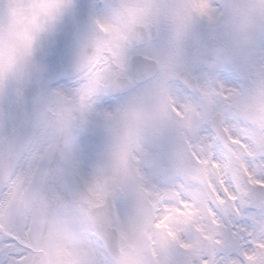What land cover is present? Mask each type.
<instances>
[{
	"label": "rangeland",
	"instance_id": "rangeland-1",
	"mask_svg": "<svg viewBox=\"0 0 264 264\" xmlns=\"http://www.w3.org/2000/svg\"><path fill=\"white\" fill-rule=\"evenodd\" d=\"M136 1L132 7L131 0H123L130 12L133 10L134 16L138 17L141 11ZM213 1L191 0L207 5L214 15L218 7L211 8ZM110 2L103 0L98 6L100 18L107 17L104 8ZM189 2L172 0L170 3L172 8L181 12L186 11L185 5ZM220 6L222 16L223 4ZM251 15V34L245 38L244 35L236 36L239 43L244 39L247 41L240 47L237 45L236 52L231 51L232 46L228 53L205 54L202 63L200 57L183 56V61H188V67L197 77L199 94L189 93L182 87L171 76L170 68L163 70L165 75L156 81L157 91L160 92L161 85L158 81H164L171 101H187L188 115L160 116L156 120L149 167L135 173L134 181L115 186L116 193L120 192L114 203L115 209L132 210L137 215V234L141 244H146L152 234L157 245L165 243L174 263L183 259V262L180 260L183 264H240L239 257L231 253L244 251L241 233L248 235L254 244L264 241V205L250 210L237 174V164H240L251 182L264 184V0H251ZM230 25L226 23L225 26ZM222 82L227 89V97L223 94ZM67 83H62L55 94L63 96L65 90L66 96L69 92L81 94L77 90L79 83L73 89H69ZM52 107L55 112L54 103ZM217 110L222 112L223 123L235 139L231 149L219 147L209 132L206 119ZM182 112L181 109L180 114ZM169 113L174 114L171 110ZM54 120L55 116H52L43 136L34 139L17 162L15 169L21 175L0 209L2 224L9 223L13 216L20 223L18 203L27 195L26 191L21 192L20 187L32 165L29 184L43 175V168H40L45 155L43 146L47 137L57 133L50 130ZM73 172L83 177L92 176L90 168L79 163L77 171L73 169ZM216 180L223 183L233 198V210H225ZM161 216L166 219L157 228L156 221ZM249 223L251 227H248ZM248 251L256 253L251 264H264V253L259 248Z\"/></svg>",
	"mask_w": 264,
	"mask_h": 264
},
{
	"label": "flooded vegetation",
	"instance_id": "flooded-vegetation-1",
	"mask_svg": "<svg viewBox=\"0 0 264 264\" xmlns=\"http://www.w3.org/2000/svg\"><path fill=\"white\" fill-rule=\"evenodd\" d=\"M131 1L133 7L136 0ZM144 2L146 8L140 18L134 16L133 10L130 12L123 0H111L109 5L104 3V11L108 14L105 19L115 20L128 30L141 24L150 32L153 26V34L146 41L134 45L143 46L148 55L158 61L159 71L162 62L169 61L168 57L172 60L170 67L173 66L176 73L187 66L188 61H183V52L213 54L221 50L229 51L237 32L244 36L250 33L251 0H214V7L211 8L218 9L214 11L211 19L207 16L189 18L183 10L179 16H171L168 14L170 0H143ZM140 3L143 4L140 0L136 1V5L140 6ZM220 3L224 8L222 16ZM241 6L242 15L235 10ZM123 10L127 11L126 16H122ZM226 23L231 25L227 27ZM172 44L174 46L171 47ZM157 74L151 77L150 87L140 94L141 103L157 104L161 93L172 100L168 96V86H165L164 81H158L161 85L160 92L157 91ZM76 78H71L72 83L67 84L69 89H72L74 82H79ZM179 84L183 87L182 83ZM80 95L69 92L67 99L60 95L56 97L57 110L50 130L57 134L42 159L40 168H43V175L35 178L30 192L18 203L21 210L20 223L26 224L29 215L34 219L29 228L36 249L35 264H183V259L173 262L165 243H160L157 247L154 240L141 244L137 234V215L132 210L114 209L111 226L116 229L119 238L115 257L105 251L102 242L93 234L95 223L104 221L98 216L99 213L101 215L103 211L107 212L98 206L104 200L106 203L107 197H111L115 203V197L119 194L112 186L134 181L135 173L121 174L113 178L105 158L97 156L94 149L77 151L75 129L82 118ZM181 101L184 111V100ZM168 110L165 106L162 116H186L185 112L176 115L170 114ZM155 135L156 121L149 135L150 151L153 149ZM55 156L56 164L49 173V163ZM78 163L82 167L90 168L92 176L75 175L73 169L78 167ZM92 209L96 214L94 217L89 214Z\"/></svg>",
	"mask_w": 264,
	"mask_h": 264
},
{
	"label": "snow or ice",
	"instance_id": "snow-or-ice-1",
	"mask_svg": "<svg viewBox=\"0 0 264 264\" xmlns=\"http://www.w3.org/2000/svg\"><path fill=\"white\" fill-rule=\"evenodd\" d=\"M76 0H33L27 14L22 46L25 54L31 55L37 39L47 32V26L66 14L74 13ZM189 18L207 15L212 10L203 3L185 5ZM93 27L73 38V67L79 81L82 118L76 132L78 152L94 149L97 156L104 157L110 166L113 178L131 175L150 165L152 153L149 135L154 122L164 114L167 95L161 93L157 104L147 105L139 101L140 94L151 85L150 69L145 61L151 59L144 47L132 44L128 29L112 19L95 17ZM46 64L60 62L58 42L47 41L44 53ZM14 58L0 62V81L11 71ZM68 80L67 74L60 76ZM223 94L227 89L221 83ZM171 111L180 115V106L172 103ZM166 217L157 218L159 228ZM251 227V224H248ZM244 251H232L240 264H251L259 248L264 253V241L254 244L248 235L240 234ZM36 249L27 224L18 223L14 216L7 224H0V264H35ZM207 260V257H205ZM159 264V262H158Z\"/></svg>",
	"mask_w": 264,
	"mask_h": 264
},
{
	"label": "water",
	"instance_id": "water-1",
	"mask_svg": "<svg viewBox=\"0 0 264 264\" xmlns=\"http://www.w3.org/2000/svg\"><path fill=\"white\" fill-rule=\"evenodd\" d=\"M95 2L76 0L78 7L75 12L48 25L47 32L34 44L31 55H27L22 46V32L33 0H0V62L1 58L6 63L9 56L14 58L11 71L5 74L0 87V176L21 146L54 76L62 66L73 64V38L93 27L91 9ZM51 38L59 46L60 62L57 65L46 64L44 59L47 41ZM177 76L190 89L196 88L195 79L188 72L181 71ZM209 123L221 142L232 143L222 127L220 113L214 114ZM53 165L54 162L50 164V170ZM239 174L249 206H261L264 201L263 186L250 183L242 171ZM218 186L225 195L226 210L232 209L231 197L221 183ZM97 234L101 235L100 232ZM102 236L106 249L113 252L117 246L116 234L105 230Z\"/></svg>",
	"mask_w": 264,
	"mask_h": 264
},
{
	"label": "bare ground",
	"instance_id": "bare-ground-1",
	"mask_svg": "<svg viewBox=\"0 0 264 264\" xmlns=\"http://www.w3.org/2000/svg\"><path fill=\"white\" fill-rule=\"evenodd\" d=\"M1 62L6 63L4 58H1ZM63 74H67L68 77L76 74L73 64L71 66L65 65L62 66L57 74L54 76L47 93L41 99V106L39 107L36 117L34 118L32 124L26 132V135L22 141L21 146L16 150L14 155L11 157L10 162L7 164L5 170L0 176V209L5 202L7 195H9L11 189L16 185L19 176L21 174L15 169L17 162L19 163L21 156L24 154L25 149L34 139H39L43 136L46 127L53 116V97L57 90L60 89L62 83L68 82V80H61L60 76ZM3 81V80H2ZM2 81H0V87L2 85ZM47 104V106H45ZM53 140V138H49L45 141L43 148L45 149L48 144ZM36 161H34V164ZM19 165V164H18ZM33 166L29 168L26 172L22 185L21 192H25L33 171ZM32 208L29 210L31 213ZM28 216V222L26 223L28 226L30 225V217ZM1 224V221H0Z\"/></svg>",
	"mask_w": 264,
	"mask_h": 264
}]
</instances>
